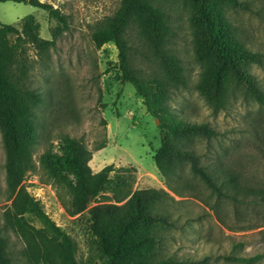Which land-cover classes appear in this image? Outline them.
I'll list each match as a JSON object with an SVG mask.
<instances>
[{
    "label": "trees",
    "instance_id": "obj_1",
    "mask_svg": "<svg viewBox=\"0 0 264 264\" xmlns=\"http://www.w3.org/2000/svg\"><path fill=\"white\" fill-rule=\"evenodd\" d=\"M7 1L47 11L58 22L57 28L66 25L65 16L47 1L0 0V3ZM156 1L122 0L116 15L94 32V40L98 46L116 45L123 83L135 87L148 112L161 122V147L155 155V163L168 190L179 197L191 192L217 214L223 205L233 204L239 218L238 229L252 230L264 226V186L248 183L241 170L226 166L224 161H219V171H211L208 166L200 164V157L193 151L179 146L183 141L190 142L197 137L215 138L219 132L208 124L185 122L169 114L171 94L187 86V77L181 59L170 47L174 35L170 15ZM182 2L190 12L194 50L203 66L197 86L200 95L215 113L225 110L238 91L264 107V91L250 71L252 65H264L263 56L238 38L227 16L231 8L248 9L249 6L241 0ZM20 23V27L0 23V127L6 154V193L10 202L3 212L0 226V264H19L15 263L10 252V232L17 234L24 243L23 264L207 262V257L202 261L178 260L162 251L161 233L175 225L165 205L166 200L175 203L168 192L133 190L136 171L131 167L117 169L111 164L94 173L90 166L93 152L86 142L82 138L61 134L58 151H53L50 142L40 163L49 177L70 194L69 203L60 196L65 205L70 204L69 212L72 215L82 213L92 199L106 194L111 195L107 196L108 201L114 202L89 210L88 232L93 254L87 262L78 261L73 238L52 221L24 186L27 173L36 167V145L49 132V119L44 117L41 122L38 112L46 104L48 111L53 102L46 101L42 92L31 88L24 63L26 52L20 47L25 42L47 52L52 42L40 38L33 16H26ZM131 34L136 35L134 50L129 40ZM137 53L147 67L139 65L138 56H134ZM185 167L201 180L215 197L214 202L204 200L191 180L181 175ZM121 202L124 203L119 205ZM247 211L262 218V223L250 224L251 221L244 217ZM33 221L39 222L40 226L34 225ZM263 258L264 253L227 259L253 264Z\"/></svg>",
    "mask_w": 264,
    "mask_h": 264
},
{
    "label": "rangeland",
    "instance_id": "obj_2",
    "mask_svg": "<svg viewBox=\"0 0 264 264\" xmlns=\"http://www.w3.org/2000/svg\"><path fill=\"white\" fill-rule=\"evenodd\" d=\"M41 1L60 10L66 18L65 27L57 28L58 22L47 11L13 1L0 3V21L20 27L19 21L33 16L40 38L52 42L47 52L25 42L20 47L26 52L24 63L31 88L42 92L46 101L53 102L48 111L46 104L38 112L41 122L44 117L49 119V132L36 145V167L27 173L24 186L52 221L73 238L78 261L87 262L93 254L88 232L89 210L114 202L108 201L107 196L111 195L106 194L92 199L82 213L72 215L69 212L70 204L65 205L60 196L69 203L70 194L49 177L40 163L50 142L53 151H58L61 134L86 142L93 152L90 166L94 173L111 164L117 169L131 167L136 171L133 190H165L175 199V203L166 200L165 204L175 223L173 228L161 233L162 251L166 256L194 261L209 258L201 264H244L227 258H249L264 253V226L238 229L239 218L233 204L223 205L217 214L191 192L179 197L168 190L155 163V155L161 147V122L148 112L135 87L123 83L116 45L98 46L94 40V32L116 15L122 0ZM241 1L249 6L248 9L231 8L227 16L238 38L248 48L261 53L264 61V0ZM157 2L170 15L174 31L170 47L181 59L187 77V86L171 94L169 114L185 122L208 124L219 132L215 138L197 137L190 142L183 141L179 146L193 151L200 157V164L211 171H219L218 163L224 161L226 166L241 170L248 183L264 186V107L238 91L225 110L215 113L197 89L203 66L194 50L189 9L182 0ZM135 36L129 37L132 48L136 46ZM134 56H138L139 65L144 64L140 54ZM143 66L147 67L146 64ZM250 71L264 91V65H252ZM5 159L0 127V226L3 212L10 205L6 193ZM181 175L191 180L204 200L214 202L215 197L198 177L189 173L188 167ZM244 214L250 224L262 223V218L251 211ZM33 224L40 226L36 221ZM9 240L15 263L23 264L22 239L10 232ZM253 264H264V258Z\"/></svg>",
    "mask_w": 264,
    "mask_h": 264
},
{
    "label": "crops",
    "instance_id": "obj_3",
    "mask_svg": "<svg viewBox=\"0 0 264 264\" xmlns=\"http://www.w3.org/2000/svg\"><path fill=\"white\" fill-rule=\"evenodd\" d=\"M19 22H20V21H19ZM19 22H18V23H19ZM0 23H1V24H4V23H3V22H1V21H0ZM16 25H17V24H16Z\"/></svg>",
    "mask_w": 264,
    "mask_h": 264
}]
</instances>
